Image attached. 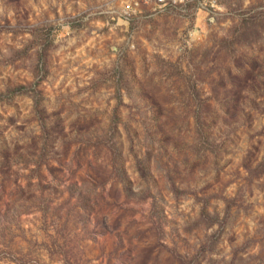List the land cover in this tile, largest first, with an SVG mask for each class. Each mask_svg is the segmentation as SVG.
Instances as JSON below:
<instances>
[{
  "label": "rangeland",
  "instance_id": "rangeland-1",
  "mask_svg": "<svg viewBox=\"0 0 264 264\" xmlns=\"http://www.w3.org/2000/svg\"><path fill=\"white\" fill-rule=\"evenodd\" d=\"M125 1L0 0V264H264V0Z\"/></svg>",
  "mask_w": 264,
  "mask_h": 264
},
{
  "label": "trees",
  "instance_id": "trees-1",
  "mask_svg": "<svg viewBox=\"0 0 264 264\" xmlns=\"http://www.w3.org/2000/svg\"><path fill=\"white\" fill-rule=\"evenodd\" d=\"M21 86H16V87H13V88H7L5 90V92H1L0 93V99H5V97H9L11 96L12 93H15V92H19L21 90ZM195 111L193 110V112H195V116H194V119H193V134H194V137H195V140L197 142V144H205V147H208V148H211V143H209V134H208V131L206 129V125H205V119H202L201 117V113H200V110L198 111V108L197 107H194ZM115 125H116V122L115 120H112V123L110 125V128L114 129L115 128ZM202 148V150L205 149ZM264 163V156H263V162ZM261 163V164H262ZM146 168H144V165L142 164L140 166V173L142 175H144L146 173ZM206 209V206H202V211L201 213H204Z\"/></svg>",
  "mask_w": 264,
  "mask_h": 264
},
{
  "label": "built area",
  "instance_id": "built-area-1",
  "mask_svg": "<svg viewBox=\"0 0 264 264\" xmlns=\"http://www.w3.org/2000/svg\"><path fill=\"white\" fill-rule=\"evenodd\" d=\"M147 1L148 0H144V3H147ZM153 3V9L156 11H164L168 7H180L187 3L195 4L199 8H208V6H212V0H153ZM140 4V0H126L124 12L127 14L139 12L141 9Z\"/></svg>",
  "mask_w": 264,
  "mask_h": 264
}]
</instances>
